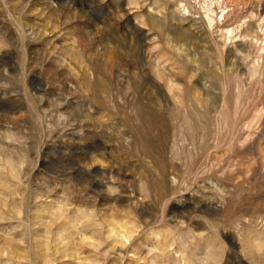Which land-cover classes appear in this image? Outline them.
<instances>
[{"label": "rangeland", "instance_id": "374dc122", "mask_svg": "<svg viewBox=\"0 0 264 264\" xmlns=\"http://www.w3.org/2000/svg\"><path fill=\"white\" fill-rule=\"evenodd\" d=\"M0 264H264V0H0Z\"/></svg>", "mask_w": 264, "mask_h": 264}]
</instances>
